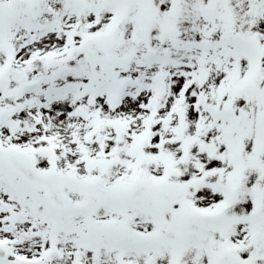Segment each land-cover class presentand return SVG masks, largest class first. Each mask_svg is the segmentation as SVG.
<instances>
[{
    "label": "snow or ice",
    "instance_id": "6c2138e0",
    "mask_svg": "<svg viewBox=\"0 0 264 264\" xmlns=\"http://www.w3.org/2000/svg\"><path fill=\"white\" fill-rule=\"evenodd\" d=\"M0 264H264V0H0Z\"/></svg>",
    "mask_w": 264,
    "mask_h": 264
}]
</instances>
